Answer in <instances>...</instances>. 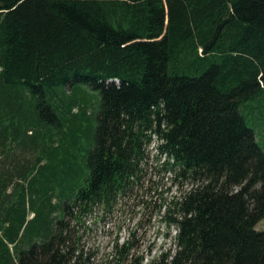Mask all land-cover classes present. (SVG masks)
<instances>
[{
    "label": "trees",
    "instance_id": "obj_1",
    "mask_svg": "<svg viewBox=\"0 0 264 264\" xmlns=\"http://www.w3.org/2000/svg\"><path fill=\"white\" fill-rule=\"evenodd\" d=\"M262 97L264 0H0V264H93L66 220L111 212L151 142L191 187L148 264H264V149L239 111Z\"/></svg>",
    "mask_w": 264,
    "mask_h": 264
},
{
    "label": "rangeland",
    "instance_id": "obj_2",
    "mask_svg": "<svg viewBox=\"0 0 264 264\" xmlns=\"http://www.w3.org/2000/svg\"><path fill=\"white\" fill-rule=\"evenodd\" d=\"M69 91V90H68ZM81 98L94 105L98 101L97 94L85 89ZM96 109L89 106L86 109V120H82V129L88 123H95ZM248 127L255 131L260 146L264 149V97L244 103L239 108ZM76 112V109H75ZM262 127V130L260 131ZM79 148L73 151V164L81 166L84 172L88 144L86 137L80 136ZM164 158L157 155L153 149V142L146 147V158L140 168L141 173L131 190L120 197L111 212H104L96 208L91 215L82 221H68L66 234L73 246L91 255L93 264L113 261L115 246L127 243L128 255L113 264H148L162 253L174 252V229L167 227L163 221L166 207L176 201L191 187L189 180L175 178V174L167 172ZM82 176L77 179L80 185ZM76 181V180H75ZM33 218L28 212L27 220ZM256 231H264V219L256 226Z\"/></svg>",
    "mask_w": 264,
    "mask_h": 264
}]
</instances>
